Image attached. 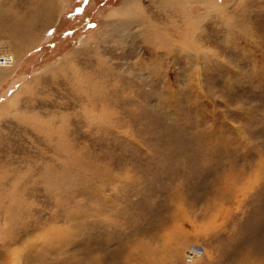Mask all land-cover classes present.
<instances>
[{"label":"rangeland","instance_id":"1","mask_svg":"<svg viewBox=\"0 0 264 264\" xmlns=\"http://www.w3.org/2000/svg\"><path fill=\"white\" fill-rule=\"evenodd\" d=\"M59 1L0 0V264H264V0Z\"/></svg>","mask_w":264,"mask_h":264},{"label":"crops","instance_id":"2","mask_svg":"<svg viewBox=\"0 0 264 264\" xmlns=\"http://www.w3.org/2000/svg\"><path fill=\"white\" fill-rule=\"evenodd\" d=\"M60 3L61 2L59 0H39L38 8L41 9V7L43 6V8L46 9L47 13L49 12V9H50L51 12L49 14L53 15V18H54V17H56L55 15H57L56 14V7L58 5H60ZM26 9H28V8H26ZM8 12H9L8 8L6 9V8L0 6V18H1V20H0V26H1L0 30L3 29V26L6 23L5 21H7L6 14ZM11 14L12 13H9V15H11ZM25 15L26 14H23V15L19 16V19H22L24 21L23 23H19V24L22 25V24L26 23L25 24V28H21V32L20 33H18L16 29H14V31H11V32H6L5 30H2L3 31L2 34H5L6 36H9V37H7V39H6V37H1V35H0V48H4L3 45L6 46V44H7V46H9V48L11 47V49L12 48L14 49L16 54L21 55V53H22V51H23V49H24V47L26 45H28L30 42L35 43L39 39L40 36H39L38 33H32V35H31V33L29 32V25H30L31 21H30L29 15L28 16H25ZM11 16L13 17L12 19H16L18 17L17 13L12 14ZM3 19H6V20L3 22ZM47 21L49 22L50 19H47ZM53 26L54 25L48 26L47 29L45 28L44 32H42V33H44V39L48 35L47 34L48 30L51 27H53ZM4 29H6V27H4ZM27 31L29 33L25 35V32H27ZM20 34L23 35L24 37L18 39L17 36L20 35ZM41 39H42V37L40 38L39 42L41 41ZM11 40L14 41V42H12L13 45H11V42H10ZM39 45H41V44H39ZM39 45H37L36 47H38Z\"/></svg>","mask_w":264,"mask_h":264},{"label":"bare ground","instance_id":"3","mask_svg":"<svg viewBox=\"0 0 264 264\" xmlns=\"http://www.w3.org/2000/svg\"><path fill=\"white\" fill-rule=\"evenodd\" d=\"M0 54L1 55H10V54H12L13 56H14V63L13 64H11L10 66H1V67H5V68H8V67H13L14 66V64H16V61H17V59H16V57H15V55L13 54V53H11V52H3V51H0ZM11 236V234L9 233V232H7V237H9V236ZM1 239H3L4 241H6L3 237H1ZM4 244H7V241L6 242H4ZM48 246H50V244H48L47 246H46V248H44L42 251H40V252H35V251H33V249L32 248H30V247H27L26 248V250H25V254L26 255H28V254H30V253H33L34 252V254H36V259H31V256H26V261H25V264H47V262H46V258H47V254L48 253H46V251L47 250H49L50 249V247H48ZM201 252H200V250H197V249H189L188 250V253H187V257L190 259V260H194V258H196V257H198V256H201L202 254H200ZM145 260H146V258H144ZM98 261H93V262H90V264H94V263H97ZM22 264V263H21Z\"/></svg>","mask_w":264,"mask_h":264},{"label":"built area","instance_id":"4","mask_svg":"<svg viewBox=\"0 0 264 264\" xmlns=\"http://www.w3.org/2000/svg\"><path fill=\"white\" fill-rule=\"evenodd\" d=\"M14 56L12 54L10 55H1L0 54V67L1 66H10L14 63Z\"/></svg>","mask_w":264,"mask_h":264}]
</instances>
